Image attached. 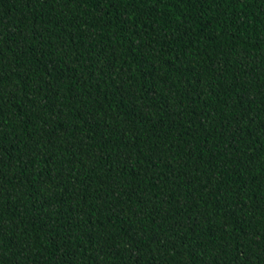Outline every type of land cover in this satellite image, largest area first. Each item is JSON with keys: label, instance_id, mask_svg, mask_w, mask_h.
Wrapping results in <instances>:
<instances>
[{"label": "trees", "instance_id": "obj_1", "mask_svg": "<svg viewBox=\"0 0 264 264\" xmlns=\"http://www.w3.org/2000/svg\"><path fill=\"white\" fill-rule=\"evenodd\" d=\"M0 264H264V0H0Z\"/></svg>", "mask_w": 264, "mask_h": 264}]
</instances>
